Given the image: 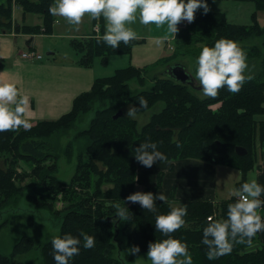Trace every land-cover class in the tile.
Wrapping results in <instances>:
<instances>
[{
  "label": "trees",
  "instance_id": "obj_1",
  "mask_svg": "<svg viewBox=\"0 0 264 264\" xmlns=\"http://www.w3.org/2000/svg\"><path fill=\"white\" fill-rule=\"evenodd\" d=\"M241 1L253 2L257 11H264V0ZM52 3L53 0H6L0 5V33L51 34L55 17L48 8ZM12 6L20 7L23 14H39L42 24L32 26L13 22ZM252 18L250 26L236 25L229 23L224 13L197 10L187 32L183 30L176 34L179 36L177 42L189 45L206 41L211 46L221 37L242 41L253 35L264 36V25H259L256 14ZM140 42H121L118 48L113 49L103 41L98 42L97 37H89L79 38L73 42V47L80 54L78 65L91 67L96 57L105 62L110 54H130L133 46ZM242 48L247 56L260 54L257 47ZM144 71L143 68L127 66L111 76L97 77L88 91L75 97L70 111L59 118L38 121L29 130L21 128L0 132V160L4 164L0 165V209L22 194L25 186L18 183L25 178L30 179L29 185L35 190L31 199L36 208L51 210L62 218L59 235L67 232L79 235L83 230L97 237L93 248L81 246L80 254L73 258L71 264H127L134 256L129 250L133 245H139L140 252L147 253L149 241L165 238L155 228V214L143 209L138 202L125 201L131 213L124 219L116 216L115 207H108L105 203L109 199L113 204H123L122 200L134 192L135 170L146 167L134 156V148L140 142L146 139L160 142L158 147L168 157L164 161L192 158L237 169L241 172V179L236 187L246 181L248 171L258 161L259 152L264 150V120L256 119V115L264 114V60L260 71L251 75L252 79L247 80L239 92H229L225 86L219 90L218 96L206 98H199L191 91L190 85L181 84L167 75L165 79L152 77L153 85L149 90L130 93L129 80L136 77L142 83ZM141 96L148 100V108L157 102L164 106L138 131L136 120L128 116V109L136 106L135 115L144 112L146 109L139 105ZM95 104L99 107L88 129L76 135L85 138L83 153L87 158H80L78 171L64 183L55 176L58 157L49 150L47 140L57 130L74 128L79 117L94 109ZM212 105H218L217 109H211ZM125 107L128 109L124 110ZM119 110L122 115L113 119ZM236 146L245 148L246 154L237 155ZM52 158L54 162H48ZM22 163H28L29 170L18 171ZM94 174L98 180L93 192L80 197L75 187L81 186L76 183L88 186L90 176ZM103 182H110L113 187L103 190ZM61 193L70 202L62 211H53L52 200ZM235 199L232 196L214 204L207 200H177L172 197L156 203L161 213L170 211L173 202L187 204V223L172 235L188 241L193 264H264V244L259 243L260 247L252 248L258 243L257 237L251 247L237 244L230 254L215 260L207 258V247L201 243L203 227L209 222L207 218L213 212L218 213L215 219L226 218L227 206ZM121 232L126 236L127 248L123 258H118L114 251ZM51 241L52 238L38 247L31 238L22 236L9 255L0 254V264H32L19 262L16 258L37 248L40 249L42 264H56Z\"/></svg>",
  "mask_w": 264,
  "mask_h": 264
},
{
  "label": "clouds",
  "instance_id": "obj_2",
  "mask_svg": "<svg viewBox=\"0 0 264 264\" xmlns=\"http://www.w3.org/2000/svg\"><path fill=\"white\" fill-rule=\"evenodd\" d=\"M201 8L204 13L210 10L208 0H53L48 11L76 26L80 25L86 14L92 18L103 17L105 31L97 37L98 42L103 41L115 49L121 42L129 44L141 38L140 32L133 26L136 24L155 25L157 28L166 25L167 32L176 37L178 25L185 20L192 22ZM170 38L168 35H157L153 40L155 46L163 47ZM195 64L196 90L205 96L216 97L225 86L229 92H239L244 83L252 79L246 71V51L238 41L228 37L217 39L211 46L204 44ZM29 104V96L20 95L14 80L0 79V132L31 129L33 121L29 118ZM139 105L147 109L148 100L139 97ZM137 109L130 106L128 116H135ZM158 143L152 139L140 142L134 148L136 160L149 168L157 161L167 160L166 153L160 150ZM231 192L236 199L228 204L226 218L215 219L210 215L207 218L209 222L203 227L201 243L207 247L209 260L230 254L237 244L253 246L257 233L264 232V216L260 213V209L264 208V184L252 178L233 187ZM157 200L166 201L168 197L162 191H136L125 197L123 204H113L109 199L105 203L108 207L116 208V216L120 219L127 218L131 213L125 201L138 202L143 209L155 214V228L165 238L149 241L146 256L151 264H193L188 241L172 235L187 223V204L180 202L170 211L161 213ZM96 239L95 235L83 230L79 235L67 232L53 236L52 255L56 264H71L73 258L80 254L81 246L93 248ZM129 250L132 254H138L141 248L133 245ZM138 259L144 260L143 257Z\"/></svg>",
  "mask_w": 264,
  "mask_h": 264
},
{
  "label": "rangeland",
  "instance_id": "obj_3",
  "mask_svg": "<svg viewBox=\"0 0 264 264\" xmlns=\"http://www.w3.org/2000/svg\"><path fill=\"white\" fill-rule=\"evenodd\" d=\"M5 1L6 0H0V5L4 4ZM208 3L210 5L209 11L224 13L227 21L231 24L250 26L253 22L252 15L256 14V20L259 25L261 27L264 25V11H257L253 2L241 0H208ZM198 10L203 11L202 8ZM54 17L58 19L60 23L58 25H55V23L53 24V32L51 34H35L34 42H32L33 45L28 46L26 41L30 37H24L23 35L25 34L18 33L16 38H13L12 36V46L8 47V50L6 49V55L0 58V79L14 80L20 89V95L29 96V118L33 121V125L41 120H55L57 119L58 115L57 112L56 115L49 114L50 110L46 109L47 106L44 108L45 103L41 101L43 95L50 90L51 84L49 85V82L43 81L42 79H37L36 76H21L18 69L23 67L22 63H51L53 65L54 63L61 64L63 58H65L67 61H69L70 67H73V65L80 58V54L73 47V42L80 38L82 25H72L69 24L63 17ZM12 19L18 24L32 26L42 24L41 16L39 14H23L22 9L18 6H12ZM66 23L69 25L66 26ZM191 24L192 22H188L186 20L182 21L178 25L179 31L176 34H180L183 30H186L187 32ZM164 30H167V26H165ZM178 37L176 36L174 42L169 44V47H166L162 58L156 62L157 64L147 63L136 66V58L130 55L132 53L131 52L130 54H110L106 56L105 62L100 57H96L93 60L91 68L93 69L96 77L111 76L118 69L125 68L127 66L145 69L146 71L142 73L144 77V81L142 83H140L136 77H133L128 82L130 93L136 94L142 90H149L152 88V77L157 76V78L165 79L166 76L164 71L166 68L174 63L179 62L186 67L187 72L193 77L195 86H197L198 81H195V60L199 55L202 46L207 44V42H197L194 44L192 43L189 45H184L183 42H177L179 41ZM5 41V38L0 36V53L3 52ZM238 42L242 47L248 48L253 46L259 49L260 54L258 56H247L248 69L246 71L250 75L257 74L258 70L260 71L261 63L264 60V36L258 37L253 35ZM32 51L38 53L41 58L36 60L34 58H25L22 56L23 53H30ZM48 52H52L54 55L48 54ZM28 74H32V70H29ZM142 84H144V86ZM191 91H193L194 94L199 98L209 97L198 92L194 87H191ZM163 106L164 104L162 102H157L144 112H141L135 116H131V118L137 122V130L139 131L142 129L143 126H145L150 121L151 116L154 113L159 112ZM98 107V104H95L94 109L82 114L76 121L74 128L68 130H57L47 140L49 144V150L52 152V154H56L58 157L56 160L57 166L55 176L64 183L69 182L71 176L74 175L76 171H78L77 166L79 164L80 158H87V154L83 153L86 143L85 138L79 136L76 137V135L88 129L90 120L94 116ZM217 107L218 105H212L210 108L216 110ZM126 109H128V107H125L124 110ZM256 119L263 121L264 114L256 115ZM48 162H54V159L52 158ZM98 164L100 163L98 162ZM0 165L4 166L2 159L0 160ZM29 166L30 165H28V163H22L19 166L18 171H21L22 169L27 171L30 168ZM97 180L98 176L94 174L90 176V182L88 186L83 187L82 184L79 185L76 183V185L81 186V188L75 187L78 195L82 197L87 193H92ZM30 182L31 180L26 178L20 183L17 182L19 185L21 184L25 186L22 194L12 200L8 206L0 209V225L6 219L8 220L7 223L0 228V254L2 255H9L12 251L13 245L17 243L22 236L31 238L36 243V245L40 247L53 236L59 235L62 218L59 215L56 216L51 212V210L45 208H36V203L31 199L32 194H35V190L33 189V186L29 185ZM112 187L113 184L110 182H103L101 184V189L103 190ZM136 191L139 190L134 189V192ZM62 193L58 194L57 199L52 200L54 206L53 211H62L70 202L69 200L67 201L65 198H63ZM173 204L174 206H177L179 203L173 202L172 205ZM211 215L215 216L216 218L218 213L213 212ZM118 239L119 243L116 245L114 253L118 258H123L124 250L127 248V239L122 232L118 234ZM140 257H143L144 260H139L138 258ZM16 260L23 263L30 262L32 264H42L40 249H32L31 251L18 256ZM127 264H151V262L147 259L146 252H140L138 254H134L133 259Z\"/></svg>",
  "mask_w": 264,
  "mask_h": 264
},
{
  "label": "crops",
  "instance_id": "obj_4",
  "mask_svg": "<svg viewBox=\"0 0 264 264\" xmlns=\"http://www.w3.org/2000/svg\"><path fill=\"white\" fill-rule=\"evenodd\" d=\"M54 23L58 25L60 21L55 18ZM80 24L82 25L80 38L98 37L105 31L103 17L92 18L86 14ZM68 25L66 23V26ZM133 26L141 34L139 39L141 42L133 46L130 54L136 58V66L156 63L162 58L166 47L174 42L173 34L164 30L166 25L161 28H157L155 25L149 27L136 24ZM157 35H168L171 38L164 42L163 47H157L153 40V37ZM0 36L6 40L3 52L0 53V58H2L6 55V49L12 46V36L16 38L17 33L1 32ZM23 36L30 37L26 41L28 46L33 45L35 35L25 34ZM48 54L54 55L52 52H48ZM76 63L70 67L69 61L65 58L61 64L54 63L53 65L51 63L33 64L32 62H25L22 63L23 67H20L18 71L21 76H36L37 79H42L49 82V85L51 84L50 90L43 95L41 101L45 103L44 108L47 106L46 109L50 110L49 114L56 115L57 112V118H59L70 111L75 97L88 91L94 79L97 78L91 67H82L78 65V62ZM29 70H32V74H28ZM252 178H256L258 182L264 184V150L259 152L256 165L247 173L246 180ZM240 179L241 172L237 169L202 160L184 158L173 161H157L150 168L137 167L134 183L135 190L143 192L152 190L153 193L162 191L168 199L173 197L177 200H207L212 203L215 201L214 204H217L234 196L231 189L236 187L235 185ZM260 213L264 216V208L260 209ZM256 237L258 243L252 248L264 244V232L257 233ZM259 243L261 244L259 245Z\"/></svg>",
  "mask_w": 264,
  "mask_h": 264
},
{
  "label": "water",
  "instance_id": "obj_5",
  "mask_svg": "<svg viewBox=\"0 0 264 264\" xmlns=\"http://www.w3.org/2000/svg\"><path fill=\"white\" fill-rule=\"evenodd\" d=\"M164 74H166L168 77L174 79L177 82H180L181 84H188L190 82V86L197 88L194 84V80L192 76L187 72L186 67L181 64V63H174L170 65L165 71ZM122 115V111H118L113 115V119L118 118L119 116ZM246 149L241 147V146H236L235 147V153L237 155H245L246 154Z\"/></svg>",
  "mask_w": 264,
  "mask_h": 264
},
{
  "label": "built area",
  "instance_id": "obj_6",
  "mask_svg": "<svg viewBox=\"0 0 264 264\" xmlns=\"http://www.w3.org/2000/svg\"><path fill=\"white\" fill-rule=\"evenodd\" d=\"M22 56L25 57V58H34L36 60L41 58V56L38 53L34 52V51H32L30 53H23Z\"/></svg>",
  "mask_w": 264,
  "mask_h": 264
},
{
  "label": "bare ground",
  "instance_id": "obj_7",
  "mask_svg": "<svg viewBox=\"0 0 264 264\" xmlns=\"http://www.w3.org/2000/svg\"><path fill=\"white\" fill-rule=\"evenodd\" d=\"M167 69V68H166ZM166 75V74H165ZM193 78V77H192Z\"/></svg>",
  "mask_w": 264,
  "mask_h": 264
}]
</instances>
